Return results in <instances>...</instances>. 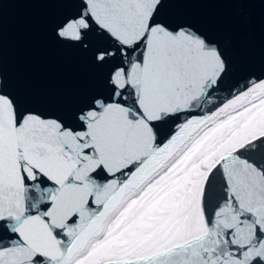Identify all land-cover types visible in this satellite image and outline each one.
Here are the masks:
<instances>
[{
    "label": "snow or ice",
    "instance_id": "6c2138e0",
    "mask_svg": "<svg viewBox=\"0 0 264 264\" xmlns=\"http://www.w3.org/2000/svg\"><path fill=\"white\" fill-rule=\"evenodd\" d=\"M193 2L53 0L92 70L70 100L0 67V264H264V56L174 12Z\"/></svg>",
    "mask_w": 264,
    "mask_h": 264
},
{
    "label": "water",
    "instance_id": "95a60500",
    "mask_svg": "<svg viewBox=\"0 0 264 264\" xmlns=\"http://www.w3.org/2000/svg\"><path fill=\"white\" fill-rule=\"evenodd\" d=\"M52 2L5 0L0 9V67L25 101L70 100L93 79L82 59L51 39L53 25L67 11ZM235 7L223 0H194L174 12L230 38L242 63L258 67L264 56V8L254 5L249 12Z\"/></svg>",
    "mask_w": 264,
    "mask_h": 264
}]
</instances>
